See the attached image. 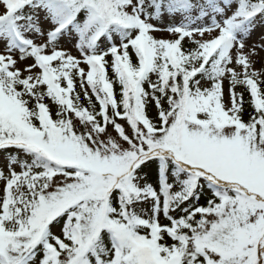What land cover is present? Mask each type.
Instances as JSON below:
<instances>
[{
  "label": "snow or ice",
  "instance_id": "6c2138e0",
  "mask_svg": "<svg viewBox=\"0 0 264 264\" xmlns=\"http://www.w3.org/2000/svg\"><path fill=\"white\" fill-rule=\"evenodd\" d=\"M260 51L264 0H0V264H264Z\"/></svg>",
  "mask_w": 264,
  "mask_h": 264
},
{
  "label": "rangeland",
  "instance_id": "374dc122",
  "mask_svg": "<svg viewBox=\"0 0 264 264\" xmlns=\"http://www.w3.org/2000/svg\"><path fill=\"white\" fill-rule=\"evenodd\" d=\"M157 37H160V36H164V38H171L170 36H168V34L166 33H156L155 34ZM253 40H256L257 39V36H253L252 38ZM249 43H251V41H249ZM247 51V49H246ZM75 54V53H73ZM253 61H254V68L257 70V71H264V51H260L258 52V54L253 57ZM226 102H227V96H226Z\"/></svg>",
  "mask_w": 264,
  "mask_h": 264
},
{
  "label": "trees",
  "instance_id": "16d2710c",
  "mask_svg": "<svg viewBox=\"0 0 264 264\" xmlns=\"http://www.w3.org/2000/svg\"><path fill=\"white\" fill-rule=\"evenodd\" d=\"M237 91H241V89L238 88ZM245 99H247V96L245 97Z\"/></svg>",
  "mask_w": 264,
  "mask_h": 264
}]
</instances>
